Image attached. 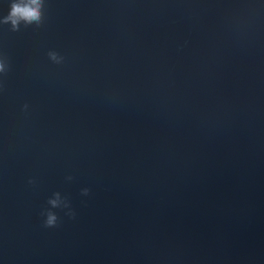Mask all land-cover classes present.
<instances>
[{
    "label": "water",
    "instance_id": "water-1",
    "mask_svg": "<svg viewBox=\"0 0 264 264\" xmlns=\"http://www.w3.org/2000/svg\"><path fill=\"white\" fill-rule=\"evenodd\" d=\"M8 29L0 264H264V0H46ZM54 192L76 216L44 228Z\"/></svg>",
    "mask_w": 264,
    "mask_h": 264
},
{
    "label": "clouds",
    "instance_id": "clouds-1",
    "mask_svg": "<svg viewBox=\"0 0 264 264\" xmlns=\"http://www.w3.org/2000/svg\"><path fill=\"white\" fill-rule=\"evenodd\" d=\"M46 21V0H9V11L6 15L0 16V26L8 25L10 32H19L21 28L32 27L40 29ZM48 60L54 65H61L64 62V57L54 51L49 50L47 53ZM11 70L10 60L7 54L0 51V94L5 91V78ZM28 104L22 106V111L27 112ZM72 176H66V181H71ZM29 186H35L34 178H29L27 181ZM89 189L81 190L82 196L89 195ZM47 207L43 208L40 216L43 218L44 228L59 227L60 217L53 210L63 211L64 215L69 219H75L76 213L72 209L71 204L66 196H62L60 192H54L46 201Z\"/></svg>",
    "mask_w": 264,
    "mask_h": 264
}]
</instances>
